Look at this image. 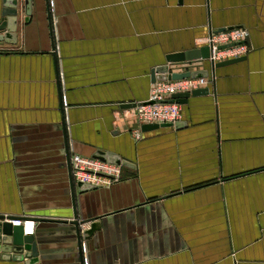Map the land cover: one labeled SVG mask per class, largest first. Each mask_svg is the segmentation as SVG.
Listing matches in <instances>:
<instances>
[{"label":"crops","instance_id":"crops-1","mask_svg":"<svg viewBox=\"0 0 264 264\" xmlns=\"http://www.w3.org/2000/svg\"><path fill=\"white\" fill-rule=\"evenodd\" d=\"M48 5L51 35L46 16L25 25L20 7L16 42L0 43V215L117 210L82 240L83 264H264V0ZM228 27L247 31L243 60L166 62ZM163 64L213 80L180 103V127H140L136 139L133 111L120 105L145 102ZM97 149L133 166L108 187L75 192L74 208L67 156ZM40 225L50 233L44 264H81L75 240L53 234L69 224Z\"/></svg>","mask_w":264,"mask_h":264},{"label":"water","instance_id":"water-1","mask_svg":"<svg viewBox=\"0 0 264 264\" xmlns=\"http://www.w3.org/2000/svg\"><path fill=\"white\" fill-rule=\"evenodd\" d=\"M22 7V12L24 15V23L28 25L31 21L35 19H41L42 16H46L48 20V30L51 35V23L49 22V5L48 0H2L1 8V21H0V43H15L16 42V29L18 24V15L19 8ZM232 28V27H228ZM225 29V28H224ZM223 30V29H220ZM51 38V46L53 48V39ZM209 56V47L203 46L200 48L189 49L186 51L173 53L165 57L166 62H194V61H203L206 60ZM246 56H240L235 58H230L216 62L212 65V68H217L219 66L228 65L234 62L241 61ZM168 71L166 64L160 65L156 68H153L150 72V80L154 82L155 79L161 74H165ZM206 75L205 71H184L180 73H171L170 78L179 79L188 76H204ZM208 89L199 88L193 90L190 93H180L175 94L169 100L170 102L184 103L185 99L190 95H196L200 93H207ZM149 96V95H148ZM137 103L130 102L121 104V108H133ZM181 120L171 124V123H162V124H143L141 126L142 130H147L151 128H157L164 125H173L178 128L181 125ZM91 157L97 158L105 162H111L114 164H119L125 167H132V163L125 158H122L120 155L113 151L106 150H95ZM71 179V178H70ZM70 187L73 191L72 204L76 208L75 203V192L78 195L86 193L92 190H97L99 187L83 182H74L70 180ZM104 188V187H103ZM124 210V209H121ZM115 213L117 210L107 211L98 215H88L85 217H78L76 209L74 211V217L67 220H56L46 217H20V216H4L0 215V259L13 261V262H22V264H35L38 261L41 264L46 263L48 257V244L47 237L50 233H45L43 231L44 225H40L43 222L50 223H59V224H69L68 228H61L62 233L54 232V235H61L65 238L75 240L76 249L78 250V255L80 258L81 264H83L82 256V240H88L95 231L100 228L101 221L99 218L106 216L110 213ZM14 220H29L33 223H37L34 229L26 233L25 227L23 224L13 223ZM88 224V228L82 229V225Z\"/></svg>","mask_w":264,"mask_h":264},{"label":"built area","instance_id":"built-area-1","mask_svg":"<svg viewBox=\"0 0 264 264\" xmlns=\"http://www.w3.org/2000/svg\"><path fill=\"white\" fill-rule=\"evenodd\" d=\"M246 39L247 31L244 27H232L223 30L209 29L204 40V44L209 47V56L206 60L212 66L214 63L222 60L245 56L250 50ZM194 62L184 63L189 65ZM171 73L180 72L168 67V71L157 77L151 84L147 100L137 103L135 107L131 108L133 111L132 117L137 125V129L133 132L136 139L140 138V127L143 124H173L181 120V105L169 101L173 95L190 93L193 90L206 86L213 80V76H188L172 79L170 78ZM67 165L70 178L75 183L83 182L97 187H108L115 183L120 178L122 169L119 164L105 162L80 154L68 155ZM23 221L14 220L13 223L23 224L28 220ZM31 231L32 229L26 230V233Z\"/></svg>","mask_w":264,"mask_h":264}]
</instances>
